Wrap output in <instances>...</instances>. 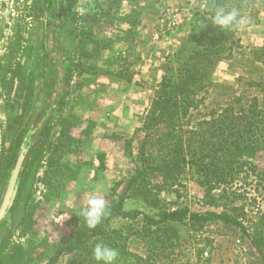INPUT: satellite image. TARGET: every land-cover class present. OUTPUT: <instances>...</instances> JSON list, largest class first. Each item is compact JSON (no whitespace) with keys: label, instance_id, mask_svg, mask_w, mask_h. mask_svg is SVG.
Segmentation results:
<instances>
[{"label":"rangeland","instance_id":"374dc122","mask_svg":"<svg viewBox=\"0 0 264 264\" xmlns=\"http://www.w3.org/2000/svg\"><path fill=\"white\" fill-rule=\"evenodd\" d=\"M103 1L80 0L69 6L63 0H41L40 11L34 6V0H0V70L9 60L13 68L17 60L23 59L33 80V95L22 122H18L16 108L8 106V93L0 74V114L5 117L0 120V166L3 149L15 144L23 128L30 129L31 145L37 147L59 136L62 121L68 124L72 138L79 140L63 139V150L59 152L63 155L58 163L50 166L44 161L39 169L33 197L37 204V221L26 235L16 230L13 236L29 249H35L23 259V264L46 262L55 253L56 246L67 244L75 228L85 222L80 213L88 199L102 197L108 203L125 191L124 176L134 168L132 162L147 133L144 149L150 163L172 161L179 156V151H173L177 147L176 139L165 135L168 129L164 128V123L150 130L144 126L149 121L152 101L163 78V65L168 56L175 55L179 46L191 38L190 22L199 8L207 6V0H106L101 8L108 12L104 16L105 11L101 20L85 18L92 5ZM249 1L248 12L243 17L247 22L234 30L233 36L239 42L234 55L229 59L217 58L208 71L210 80L218 87L213 90L211 86L204 102L196 100L191 105L181 129L174 132L184 140L180 156L190 158L192 130L200 131L199 122L212 117L210 112L221 98L243 95L244 103L255 96L263 97L264 92L250 85L249 78H264V0ZM169 4L180 11L183 20L166 35H158L160 18ZM92 38L96 40L95 53L82 56L83 40ZM45 55L47 58L43 59ZM50 81L52 92L47 87ZM46 125L50 133L48 129L44 131ZM98 148L104 151L102 157L108 171L103 173L100 169L96 174L91 165V170H79L78 163L73 162L76 158L85 167L89 166V161L99 165ZM247 160L264 171V149ZM51 167L55 169L53 173H50ZM11 171L4 165L1 173L6 175ZM10 174L0 181L3 195ZM244 175L242 172L232 184L241 196L233 201L234 195H231L227 202L233 201L239 207L245 205V219L241 218L251 230L252 222L264 212V191L256 183L255 174L248 179ZM180 182L176 185L179 193L169 189L161 193L169 207L205 211L226 202L219 199L220 189L209 191L198 185L190 170L180 177ZM126 196V210L156 213L142 195L135 196L128 191ZM143 221L142 215L135 219L116 218L110 222V227L125 228L131 224L142 228ZM173 227L178 237L173 232L171 241L177 245L161 250L159 264H261L250 239L238 226L211 222L201 229L181 223ZM169 232L147 236L145 241L134 240L128 245L129 250L145 257L146 241L149 243L151 237L165 240ZM95 245H91V250ZM131 252L119 253L115 264L135 263ZM85 257L86 254L80 252L62 254L56 264H78ZM173 258L175 261L171 260ZM91 264L103 262L93 258Z\"/></svg>","mask_w":264,"mask_h":264},{"label":"trees","instance_id":"16d2710c","mask_svg":"<svg viewBox=\"0 0 264 264\" xmlns=\"http://www.w3.org/2000/svg\"><path fill=\"white\" fill-rule=\"evenodd\" d=\"M79 1L63 0L69 6ZM106 2L105 0L97 6L95 5L96 7L92 5L85 18L101 20L105 11L104 16L108 12L106 8H101L104 7ZM206 5L205 8H199L194 13V18L190 22L191 38L182 43L177 53L168 56L169 58L164 63L163 78L157 86L152 101L149 121L144 126L146 130H150L158 123H164V128L168 129L165 135L176 139L175 144L177 147L173 151H179V156L172 161L150 163V157L147 156L144 149L147 133L141 141L136 159L132 162L134 168L124 176L125 191L117 194L107 203L106 214L102 217L101 222L91 229L83 222L75 228L71 240L67 244L56 246L55 253L46 262L40 264H56L62 254L76 252L86 254V257L78 264H91L94 258L91 245L97 243L116 248L121 255H128L131 252L128 245L132 241L137 239L145 241L147 236H154L158 232L169 230L170 236L165 240L159 238L157 241L155 237H151L149 243L146 241L148 247L145 257L131 252L134 260H136L132 264H159L158 258L160 252H162L161 250L177 245H174V242L171 241L172 234L176 231L173 225L176 223L191 224L201 229L205 224L211 222H223L227 225L238 226L243 235L250 239L261 264H264V212L260 213L257 220H255L256 222H252L251 230H249L241 218L242 216L245 219V205L239 207L233 202L239 199L238 195L240 194L237 193V189L232 187L234 180L238 179L243 172L245 179H248L251 174H255L256 183H259L264 191V171L259 170L256 164L249 163L247 160L264 149V94L263 97L255 96L249 102L244 103H242L243 95L225 96L224 100L221 98L217 106L212 108L210 112L212 117L204 122H199L200 131L194 132L192 130L193 134L189 139L190 158L183 154L180 156L184 148V140L182 135L174 134V132L181 129L182 123L190 114L191 105L196 100H198V103L204 102L209 96L211 88L214 90L218 87L210 80V75H208V71L216 63L217 58L229 59L234 55L233 50L239 45L238 39L233 36L234 30L239 26L222 29L212 24L211 17L214 15L216 8L237 9L241 17H244L248 12L250 1L207 0ZM34 6L41 11V0H34ZM95 42L94 38L83 40L80 50L81 55L89 56L95 53L97 49ZM18 46H20L19 43ZM46 55L43 59L47 58ZM9 61L10 63L6 67L2 66L0 74H2L3 86L7 89L8 106L11 109L16 108V119H18V122H22L29 105V99L33 95L32 75L29 69L26 70L23 59L17 60L13 68H11V60ZM51 72H49L50 75ZM262 74H264V70ZM249 80L250 85L259 87L264 92V78L261 76L250 77ZM47 87L51 92L53 91L51 81L48 82ZM191 95L194 96L191 97ZM62 122L59 136L50 140L45 146L31 145L32 132H30V129L23 128L15 140V144L3 149L0 169L2 170L5 165L10 171L16 163L21 146L28 135L26 144L29 145V152L19 176L18 192L6 217L0 223V264H23V259L35 252V249H29L21 242L14 240L13 236L16 230H19L22 236L26 235L30 227L37 221V204L33 201L34 185L39 179L38 172L44 161L50 166L56 165L63 155H59V152L63 150L61 149L63 147L61 141L65 138L74 139L70 134L68 124ZM47 129L50 133V128L46 125L44 131H47ZM194 135L199 138L193 137ZM193 142H195L194 145H192ZM208 150L210 151L208 152ZM96 153L101 158L99 165L96 166L92 161H89L88 165L94 168L96 174L100 169L104 170L103 173L107 172L109 168L102 157L104 151L98 148ZM7 157L8 160L6 161ZM79 159L81 160V158ZM73 162L78 163L79 170H82V168L91 170V166H82L78 158ZM1 170L0 181L10 174L9 172L6 175L2 174ZM54 170L51 167L50 173H53ZM189 170L198 185L209 191L220 189L219 199L226 200V202L217 204L216 209L205 211H193L185 206H167V202L164 201L165 198L161 197L163 189L179 193V188L176 185L181 184L180 177ZM243 177L242 179H244ZM82 181L84 182V180ZM59 184L62 185L63 183ZM128 191H132L135 196L142 195L143 199L156 210V213L147 214L138 209L126 210L125 200ZM2 195L3 190L0 189V201ZM231 195H234L233 201L227 202L231 199ZM139 215H142L144 219L142 228L131 224L126 225L125 228L110 227V222L113 219H135ZM176 237H178V234H176ZM152 243H155L153 247L151 246ZM171 260L175 261V258ZM119 264H122V262Z\"/></svg>","mask_w":264,"mask_h":264},{"label":"clouds","instance_id":"9594fccd","mask_svg":"<svg viewBox=\"0 0 264 264\" xmlns=\"http://www.w3.org/2000/svg\"><path fill=\"white\" fill-rule=\"evenodd\" d=\"M212 24L222 29L232 28L234 26H243L247 21L241 17L239 10H226L223 7H218L214 15L211 17ZM4 115L0 114V120L4 119ZM107 201L104 198H90L87 201V206L80 213L88 228H95L102 217L106 214ZM93 255L96 261L103 264H115L119 257V251L116 248L103 243H97L93 249Z\"/></svg>","mask_w":264,"mask_h":264},{"label":"water","instance_id":"95a60500","mask_svg":"<svg viewBox=\"0 0 264 264\" xmlns=\"http://www.w3.org/2000/svg\"><path fill=\"white\" fill-rule=\"evenodd\" d=\"M27 139H28V135L25 138V142L21 146L16 163L11 171L8 185L0 201V223L6 217L8 210L12 206L13 201L16 198V195L18 192L19 176H20L23 164L25 162L26 156L29 152V145L26 144Z\"/></svg>","mask_w":264,"mask_h":264},{"label":"built area","instance_id":"2783aa9c","mask_svg":"<svg viewBox=\"0 0 264 264\" xmlns=\"http://www.w3.org/2000/svg\"><path fill=\"white\" fill-rule=\"evenodd\" d=\"M182 20L183 17H181L180 11L177 8H172V6L169 4L160 18V23L158 25V35H166L167 32L179 25Z\"/></svg>","mask_w":264,"mask_h":264},{"label":"crops","instance_id":"0c3cea01","mask_svg":"<svg viewBox=\"0 0 264 264\" xmlns=\"http://www.w3.org/2000/svg\"><path fill=\"white\" fill-rule=\"evenodd\" d=\"M94 171V170H93Z\"/></svg>","mask_w":264,"mask_h":264}]
</instances>
